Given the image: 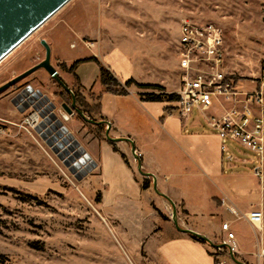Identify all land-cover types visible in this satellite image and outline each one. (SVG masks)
<instances>
[{
  "label": "rangeland",
  "instance_id": "1",
  "mask_svg": "<svg viewBox=\"0 0 264 264\" xmlns=\"http://www.w3.org/2000/svg\"><path fill=\"white\" fill-rule=\"evenodd\" d=\"M184 18L220 25L225 69L241 78V90L258 87L264 75V0H70L0 60V86L45 59L42 39L51 50L61 42L68 55L80 51L79 38L83 45L98 42L93 32L100 28L108 44L129 46L149 59L147 64L137 60V71L141 66L157 74L174 69ZM71 41L78 46L71 48ZM56 52L51 63L64 84L40 68L0 92V264H136L97 217L95 199L83 192L81 180L64 167L39 134L24 127V115L12 104L14 95L31 84L53 100L61 115L66 112L67 88L76 89ZM261 108L264 84L263 101L256 106ZM78 119L73 115L67 126ZM105 130L100 133L104 135ZM74 135L81 143L80 134ZM226 143L240 158L249 160L241 169L263 186L264 171L255 172L260 156L239 143ZM176 209L182 226L183 206L177 204ZM214 242H219L218 237Z\"/></svg>",
  "mask_w": 264,
  "mask_h": 264
},
{
  "label": "crops",
  "instance_id": "2",
  "mask_svg": "<svg viewBox=\"0 0 264 264\" xmlns=\"http://www.w3.org/2000/svg\"><path fill=\"white\" fill-rule=\"evenodd\" d=\"M93 34L98 35L99 41L85 45L78 36V53L69 51L66 55L61 42L56 41L52 52L60 53L61 63L68 67L76 60L95 56L122 83L135 79L141 84L161 85L168 93H178L183 75L179 62L174 69L159 74L147 71L148 66L137 71L136 61L144 64L149 62L148 58L136 55L129 46L108 44L102 38L101 28ZM54 36L52 32L50 38L54 40ZM72 42L70 47L76 48L78 45ZM75 72L82 86L80 92L89 103L96 104L95 96H100L105 118L96 121L97 117L85 112V116H80L74 111L80 119L68 127L80 134L82 145L97 162V168L78 183L86 195L95 199L97 217L105 221L123 250L132 256L130 261L217 264L212 242L223 235L221 225L227 221L241 238L250 239V245H240L236 259L264 264L255 256L257 242L264 244V221L262 234L256 236L246 219L237 218L229 210L234 207L247 213L258 209L264 214V185L241 169L249 160L229 148L209 127L203 113L194 109L188 116H181L173 101L143 100L140 93L144 91L133 85L126 95L108 92L100 82V69L94 61L79 63ZM103 127L109 128L112 139L107 137L106 130L104 135L100 133ZM144 180L150 184L146 189L142 187ZM155 180L159 192L154 188ZM170 200L175 207L183 206L185 215L179 217L182 226L178 227L173 220L174 206ZM201 237L206 241H200ZM220 259L225 264H240L228 255L223 254Z\"/></svg>",
  "mask_w": 264,
  "mask_h": 264
},
{
  "label": "built area",
  "instance_id": "3",
  "mask_svg": "<svg viewBox=\"0 0 264 264\" xmlns=\"http://www.w3.org/2000/svg\"><path fill=\"white\" fill-rule=\"evenodd\" d=\"M224 43V30L220 25L182 19L177 53L183 75L179 98L173 102L174 108L181 116H188L194 109L200 110L209 127L223 141L239 143L257 153L261 160L260 167H256L259 175L264 171V109L257 110L256 106L263 101L264 75L256 89L241 90V78L236 79V74L225 69ZM69 92L73 93V90ZM12 104L18 113L24 115V127L32 130L52 112L57 113L64 122L74 115V112H63L61 115L53 100L31 84L14 95ZM216 108H220L221 112L215 111ZM223 149H226V145H223ZM55 154L67 169L74 166L82 179L97 168V162L93 158L87 159L78 147L71 150L66 144ZM229 210L237 218L246 219L256 236L262 234V210L254 209L247 213H240L234 207H229ZM221 230L223 235L219 236V242H212L217 264H225L220 259L221 255L236 258L240 245H250V239L241 238L229 222H222ZM256 248L255 256L261 262L264 260V244L257 242Z\"/></svg>",
  "mask_w": 264,
  "mask_h": 264
},
{
  "label": "water",
  "instance_id": "4",
  "mask_svg": "<svg viewBox=\"0 0 264 264\" xmlns=\"http://www.w3.org/2000/svg\"><path fill=\"white\" fill-rule=\"evenodd\" d=\"M69 1L70 0H0V60ZM41 43L46 49L45 59L23 74H20L0 86V92L11 87L40 68L46 69L51 76L56 78L61 84H64L58 77V70L51 63L52 50L50 45L45 39H42ZM67 89L70 90L69 88ZM72 105H76L75 99ZM63 108L67 114H73L74 112L66 103L63 104ZM85 118L93 123H101L87 117ZM34 130L55 153H58L60 148H63L68 144L69 149L74 150L75 147H78L79 151L83 153L87 159L92 158L90 153L70 131L66 122H64L55 112H52L45 117L34 128ZM106 135L109 139H112L109 135V128L106 130ZM60 157L62 156L60 155ZM69 170L78 180L82 179V176L77 173L74 166H71ZM154 188L159 192L156 180L154 181ZM170 202L174 206L173 220L179 227L176 218L177 209L174 202L172 200H170ZM233 259L240 264H244L235 257Z\"/></svg>",
  "mask_w": 264,
  "mask_h": 264
},
{
  "label": "trees",
  "instance_id": "5",
  "mask_svg": "<svg viewBox=\"0 0 264 264\" xmlns=\"http://www.w3.org/2000/svg\"><path fill=\"white\" fill-rule=\"evenodd\" d=\"M85 61H94L98 64L100 69V82L105 87V90L108 92H111L116 95H126L129 93L128 88L130 86H135L140 90H143L144 92L140 93V96L143 100L146 101H176L179 98L178 93H168L166 92V88L157 85V84H141L138 83L135 79H129L125 83H122L118 80L115 73L107 66H105L98 58L95 56L87 57L84 59L76 60L71 67H68L66 63H62L63 69H65L68 73H70L73 76V87L76 89V91H73V93H68L69 97L65 99V103L73 109V111L77 112L80 116H85V113H88L91 117H97L95 118L96 121H105L104 116L101 114L100 109V96H95V99L97 100L96 104H91L88 102L87 98L80 92L82 86L80 83V79L78 75L76 74L75 70L79 63L85 62ZM236 79H240L239 77H236ZM76 100L77 105L73 106L72 103ZM105 130V127H103ZM111 144H113V147L115 150L117 149L116 144L111 140ZM122 157L127 161V158L124 154H122ZM149 181L144 180L142 183V187L144 189L149 187ZM162 215V214H161ZM164 218L165 216L162 215ZM196 237V235H194ZM197 238V237H196ZM200 241L205 242V238H198Z\"/></svg>",
  "mask_w": 264,
  "mask_h": 264
}]
</instances>
